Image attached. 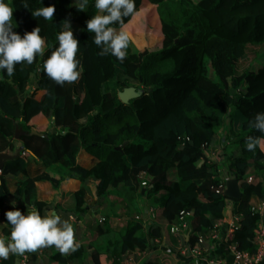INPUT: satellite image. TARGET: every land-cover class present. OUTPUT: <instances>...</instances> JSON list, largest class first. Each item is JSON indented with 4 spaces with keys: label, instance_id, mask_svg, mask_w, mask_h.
<instances>
[{
    "label": "trees",
    "instance_id": "obj_1",
    "mask_svg": "<svg viewBox=\"0 0 264 264\" xmlns=\"http://www.w3.org/2000/svg\"><path fill=\"white\" fill-rule=\"evenodd\" d=\"M6 2L14 10V31L23 35L39 27L45 45L43 56L37 55L31 65L17 64L13 76L0 71V152L15 149L17 129L35 130L38 134L21 136L19 141L37 159L58 164V169L20 185L25 204L39 212L48 206L36 198L37 181L63 187L77 179L81 187L74 195L82 210L88 180L98 181L101 197L123 184L127 212L153 206L156 217L172 223L179 222L182 213H190L189 244L195 248L199 235L221 224L229 203L234 202L241 226L229 241L254 254L260 217L250 201L253 196L264 199V152L259 147L247 151L245 139L262 135L249 122L264 112V65L254 68L264 58V0H135V15L152 5L144 13L151 23L161 22L162 48L140 50L128 35L123 62L110 54L99 55L94 34L86 30V21L97 11L95 0H88L86 11H78L75 0ZM51 5L56 7L51 21L32 16L31 10ZM134 16L125 18V26ZM66 19L81 27L73 32L79 41L80 76L61 86L47 77L43 63L58 48L57 35ZM113 27L119 30L118 25ZM129 87L140 95L124 103L119 93ZM39 116L50 122L46 130L32 125ZM219 137L224 152L221 162L227 161L228 168L224 175L221 163L209 161L204 152ZM83 153L97 163L82 166ZM27 165L24 157L5 162L0 208L11 196L5 177L27 174ZM143 172L150 179L144 193L138 178ZM221 175L223 180L236 177L241 200L216 191ZM251 175L258 180L249 183ZM140 198L144 207L138 206ZM142 228L141 220L131 219L122 234L123 250L148 245ZM2 230L10 235V225ZM150 230L151 236L160 235L159 226ZM0 264H15V260L9 257Z\"/></svg>",
    "mask_w": 264,
    "mask_h": 264
},
{
    "label": "crops",
    "instance_id": "obj_2",
    "mask_svg": "<svg viewBox=\"0 0 264 264\" xmlns=\"http://www.w3.org/2000/svg\"><path fill=\"white\" fill-rule=\"evenodd\" d=\"M142 14H136L131 21L134 22L136 16ZM74 25L78 26V30L81 29L79 25ZM28 92L31 93L29 90L25 94L28 95ZM32 125L39 130H46L50 126V122L43 116H39L32 121ZM218 132L219 135H222L223 129L220 128ZM16 143L19 147L23 146V143L19 140L14 142V144ZM219 147L221 145L217 141L210 153L213 154L214 149H216L217 161L224 164V162H221L223 161L222 155H220L221 158L218 156ZM21 157H24L28 163L27 174L5 177V184L11 196L5 206L0 208V238L4 239L10 238V235L2 230L7 222L5 218L7 211L16 209L20 211H38L25 204L20 185L44 172L58 169V164L51 165L37 159L27 150L22 153ZM97 161L88 153L81 154L80 164L86 168L94 166ZM2 171L0 170V175ZM222 177L223 175L220 176L221 179H223ZM97 186V180L90 179L86 182L88 194L82 210L78 208V201L74 195L75 191L81 187V183L77 179L69 180L63 187L50 181H37L35 183L37 200L49 203L48 206L42 207V210L38 212L43 216L47 210H54L62 218L71 217L75 239L81 249L78 247L76 251L62 255L53 246L42 247L35 252H26L23 255L10 254L9 257L15 260V264L16 262L20 263L23 256H28L29 264H145L149 260L160 264H176L177 262H192L194 264L234 263V255L225 227H220L217 238H213L210 232L206 235L200 234L196 247L191 248L189 234L191 232L190 220L192 217L189 220L190 229L179 227L178 230H172V228L177 227L179 222L172 223L164 218L156 217L153 206L144 207V198L137 201L139 207L146 208H143L145 212L143 210L127 212L124 200L125 185L121 184L113 188L105 197L99 195ZM145 190L146 188L143 187L142 192L144 193ZM13 201L16 202L15 206H13ZM263 201L264 199L253 196L250 204L256 206L263 203ZM234 209V202H230L225 213L227 218L234 216ZM103 217L106 220L101 222ZM132 218L143 222L142 233L147 238L148 245L144 248L135 247L123 250L122 234ZM152 226L160 227V235L151 236L152 231L150 228ZM194 250H199L201 254L196 253ZM77 253H80L79 256L77 255L78 257L76 256ZM261 264H264V259Z\"/></svg>",
    "mask_w": 264,
    "mask_h": 264
},
{
    "label": "clouds",
    "instance_id": "obj_3",
    "mask_svg": "<svg viewBox=\"0 0 264 264\" xmlns=\"http://www.w3.org/2000/svg\"><path fill=\"white\" fill-rule=\"evenodd\" d=\"M87 5L88 0H75L74 3L78 11H86ZM24 7H29L26 2ZM95 9L96 14L86 21V30L94 34L93 42L101 49L99 55L110 54L123 62L129 47V36L124 30L125 18L135 15V0H95ZM13 12L6 0H0V71L6 72L9 77L14 75L17 64L31 65L37 55L43 56L45 45L39 27L23 35L14 31ZM55 12L54 5L31 10L33 17H42L46 21H51ZM113 25H118L119 30ZM57 40L59 46L44 61L43 70L48 78L62 86L65 82L71 84L77 81L80 76L77 71L80 61L76 58L79 41L69 20L62 21ZM249 126L262 135L248 136L245 139L246 150L255 152L259 147L264 152V112L257 113ZM12 203L15 206L16 202ZM5 218V224L10 225V238H0V262L8 260L10 254L23 255L42 247L54 246L62 255L79 247L71 217L62 218L54 210H47L43 216L35 210L27 211V214L19 209L9 210Z\"/></svg>",
    "mask_w": 264,
    "mask_h": 264
},
{
    "label": "built area",
    "instance_id": "obj_4",
    "mask_svg": "<svg viewBox=\"0 0 264 264\" xmlns=\"http://www.w3.org/2000/svg\"><path fill=\"white\" fill-rule=\"evenodd\" d=\"M213 147H209L206 146L205 147V154L208 157L209 161H214V160H218L217 157V152L216 149L215 152L212 154L211 149ZM223 149L222 146L218 148V156L222 155V159H223ZM221 158V156H220ZM139 181L142 187H148L149 183H150V179L147 175V173L143 172L141 173L139 176ZM230 177H227L226 179H221V184L217 187L216 191L218 193H222L225 195V190H226V182ZM258 180V176H249L248 177V182H255ZM253 210L255 212L259 213V217L260 219L257 222V226L255 229V243L257 244V250L254 254H251L249 251L247 250H241L238 248V244L237 243H231L229 241L230 247L232 249L233 255H234V263L233 264H261V262L264 259V201L263 203H261L260 205H256L253 206ZM0 214H1V210H0ZM192 215L190 213H182L180 215V219H179V224L177 225V227L172 228V230H178L179 227L183 228V229H190V225H189V218ZM106 219L103 217L101 219V222H104ZM225 227L227 229V234H228V240L230 235H232L233 233H235V231H237L240 226V215H238L236 212H234V216L232 218H225L223 220V222L221 224H216L214 226V228L211 231V235L213 238H217L219 235V229L220 227ZM196 253L201 254V252L199 250H194ZM184 252H186V250H184ZM20 264H29V258L28 256H23V259L21 260Z\"/></svg>",
    "mask_w": 264,
    "mask_h": 264
},
{
    "label": "rangeland",
    "instance_id": "obj_5",
    "mask_svg": "<svg viewBox=\"0 0 264 264\" xmlns=\"http://www.w3.org/2000/svg\"><path fill=\"white\" fill-rule=\"evenodd\" d=\"M152 5H149L143 9H141L137 14L144 13L147 8H151ZM154 7V6H153ZM156 7V6H155ZM147 13V12H145ZM137 15L134 22L130 21L125 27L124 30L127 32V34L132 38L135 45L140 49L144 50L146 48L155 50L162 48V40H163V34H162V28H161V22L156 21L155 23H151L149 21V16L146 14ZM133 19V18H132ZM73 32H76L79 28L78 26L71 24ZM136 26V30H131V27ZM260 65H264V58L260 62H256L254 65V68L257 69ZM142 88V87H140ZM107 89V88H106ZM112 89V87H109L108 90ZM228 121V120H227ZM224 134V133H222ZM220 139V137L217 139V141ZM224 159V158H223ZM227 161L224 160V164H221V174H226L228 172L227 168Z\"/></svg>",
    "mask_w": 264,
    "mask_h": 264
},
{
    "label": "water",
    "instance_id": "obj_6",
    "mask_svg": "<svg viewBox=\"0 0 264 264\" xmlns=\"http://www.w3.org/2000/svg\"><path fill=\"white\" fill-rule=\"evenodd\" d=\"M140 93L136 90L135 87H129L125 88L124 91L119 93L120 99L124 103H129L132 99L138 98ZM35 135L38 134L35 130H32L30 133H27L22 128H19L15 132V138L16 140H19L21 136L25 135ZM23 146H18L17 143L15 144V149L13 151H10V149H6L5 151L0 152V170L5 166V162L7 160L11 159H18L21 157L22 153L26 151V147L24 144ZM225 196L229 199L234 200H241L242 199V190L240 188V184L236 177L234 175H231V177L226 182V190H225ZM16 264H20L19 262H16Z\"/></svg>",
    "mask_w": 264,
    "mask_h": 264
}]
</instances>
